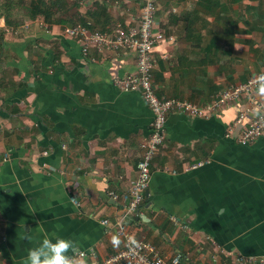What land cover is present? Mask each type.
Segmentation results:
<instances>
[{
  "label": "crops",
  "instance_id": "0c3cea01",
  "mask_svg": "<svg viewBox=\"0 0 264 264\" xmlns=\"http://www.w3.org/2000/svg\"><path fill=\"white\" fill-rule=\"evenodd\" d=\"M157 7L165 36L152 53L158 97L202 106L264 71V0H157ZM29 14L10 25L0 18V264H23L53 233L76 240L75 254L88 264L101 262L123 248L119 221L163 257L181 253V264L207 260L215 246L264 255V139L239 145L241 126L225 136L238 116L253 117L243 113L252 109L248 99L204 119L171 113L144 201L125 215L110 193L122 197L135 182L152 122L140 93L113 85L135 71V54L83 57L63 31L133 27L140 6L59 0L48 15Z\"/></svg>",
  "mask_w": 264,
  "mask_h": 264
},
{
  "label": "built area",
  "instance_id": "2783aa9c",
  "mask_svg": "<svg viewBox=\"0 0 264 264\" xmlns=\"http://www.w3.org/2000/svg\"><path fill=\"white\" fill-rule=\"evenodd\" d=\"M135 1L140 6V17L137 25L133 27L117 24L111 30L101 32L91 29L90 24L86 23L67 27L63 31L67 38L74 40L80 46L83 57H87L90 50L103 55L126 51L135 54V71L113 80L114 87L121 92L140 93L152 114L151 132L141 144V157L136 165L135 182L122 197L110 193V197L117 200L123 207L125 215L130 216L144 201L151 178L152 163L166 137L165 124L171 113L177 112L189 118H209L218 115L230 105L237 106L245 98L252 105V109L244 110L243 113L253 114V117L243 123L244 114L238 116L232 126L228 127L225 136L230 138L234 130L241 126L236 138L239 145L245 146L258 139H264V105L257 102L255 97L257 93L264 96V71L245 82L219 90L202 106L188 101L160 98L156 95L153 80L156 63L152 53L155 47L165 41L163 32L156 28L157 0ZM201 165L202 163H197L188 169ZM70 201L78 206L74 196L70 197ZM101 224L108 226L109 222L103 220ZM114 228L117 236L123 240V248L95 264H181L183 259L181 253L176 252L169 258L163 257L151 243L134 240L124 222L115 223ZM203 249L200 250L203 251ZM214 249L215 252L209 253L207 260L201 254L198 264H264V255L247 256L236 251H226L217 246Z\"/></svg>",
  "mask_w": 264,
  "mask_h": 264
},
{
  "label": "clouds",
  "instance_id": "9594fccd",
  "mask_svg": "<svg viewBox=\"0 0 264 264\" xmlns=\"http://www.w3.org/2000/svg\"><path fill=\"white\" fill-rule=\"evenodd\" d=\"M77 246L74 239L62 238L55 233L46 235L38 246L28 250L23 264H88L84 253L75 254Z\"/></svg>",
  "mask_w": 264,
  "mask_h": 264
},
{
  "label": "rangeland",
  "instance_id": "374dc122",
  "mask_svg": "<svg viewBox=\"0 0 264 264\" xmlns=\"http://www.w3.org/2000/svg\"><path fill=\"white\" fill-rule=\"evenodd\" d=\"M31 3L32 0H0V18L4 16L3 20L8 18L11 22L20 21L29 12Z\"/></svg>",
  "mask_w": 264,
  "mask_h": 264
},
{
  "label": "trees",
  "instance_id": "16d2710c",
  "mask_svg": "<svg viewBox=\"0 0 264 264\" xmlns=\"http://www.w3.org/2000/svg\"><path fill=\"white\" fill-rule=\"evenodd\" d=\"M57 4H59V0H32V3L29 6V16H31V18H34L40 14L43 15H48L50 8L53 7L54 5L57 6ZM6 25H10V21L8 20V18H6L5 20Z\"/></svg>",
  "mask_w": 264,
  "mask_h": 264
}]
</instances>
